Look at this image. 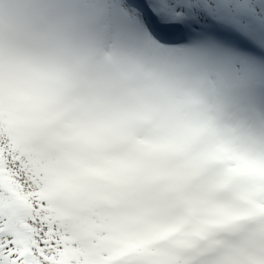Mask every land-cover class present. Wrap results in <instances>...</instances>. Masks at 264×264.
Wrapping results in <instances>:
<instances>
[{
	"label": "snow or ice",
	"instance_id": "1",
	"mask_svg": "<svg viewBox=\"0 0 264 264\" xmlns=\"http://www.w3.org/2000/svg\"><path fill=\"white\" fill-rule=\"evenodd\" d=\"M0 264H264V0H0Z\"/></svg>",
	"mask_w": 264,
	"mask_h": 264
}]
</instances>
